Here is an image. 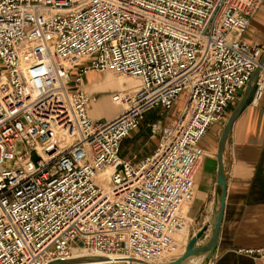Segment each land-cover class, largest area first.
I'll list each match as a JSON object with an SVG mask.
<instances>
[{
  "label": "built area",
  "instance_id": "built-area-1",
  "mask_svg": "<svg viewBox=\"0 0 264 264\" xmlns=\"http://www.w3.org/2000/svg\"><path fill=\"white\" fill-rule=\"evenodd\" d=\"M263 2L0 0V264H67L74 250L160 264L192 220L202 139L257 69L251 105L264 96V46L243 39ZM106 71L141 84L95 120L83 81ZM181 101L147 125L150 156L122 159L150 111ZM237 253L264 264V246Z\"/></svg>",
  "mask_w": 264,
  "mask_h": 264
},
{
  "label": "crops",
  "instance_id": "crops-1",
  "mask_svg": "<svg viewBox=\"0 0 264 264\" xmlns=\"http://www.w3.org/2000/svg\"><path fill=\"white\" fill-rule=\"evenodd\" d=\"M243 39L264 46V2L252 17ZM139 86V81L114 71L89 73L83 81L84 91L91 96ZM252 95L253 92L225 144V209L219 240L208 264H259L255 258L239 254L237 250L264 246V96L258 106H252ZM239 101L240 98L229 107L226 117ZM99 103L97 99L88 108L92 119L106 121L126 108L124 103L114 111L100 110ZM222 130L211 126L200 144L206 157L195 176V196L190 217L194 221L199 218L202 225L212 222L217 208V151ZM182 231V236L186 235L185 227ZM175 235H171L168 243L177 240ZM203 260H198L196 264H201Z\"/></svg>",
  "mask_w": 264,
  "mask_h": 264
},
{
  "label": "rangeland",
  "instance_id": "rangeland-1",
  "mask_svg": "<svg viewBox=\"0 0 264 264\" xmlns=\"http://www.w3.org/2000/svg\"><path fill=\"white\" fill-rule=\"evenodd\" d=\"M109 94L110 93L98 94V96L96 97L100 102L99 103V109L100 110L105 109L107 111L108 110L114 111V110L118 109V107L120 105L121 106L123 105L121 103L113 102L112 98ZM181 104H182V101L179 103L178 107L176 109H174L173 112L172 111H166L162 108H158V109L150 111L147 114V116H146L144 122L142 123L141 127L135 133H132L130 135V137L127 138V140H125V142L123 143L122 153H121L122 159L127 160V161H131L133 163H138V162L144 160L146 157L150 156L153 153V151L155 150L158 141L155 139H152L150 137L149 131L147 129V125L151 121H153L155 119H159V118L161 120H163L164 123H169V122L173 121L174 117L176 118V116L178 115ZM232 109H231V111H233ZM231 113L228 112L229 115H228V117H226V119L223 122H221L219 124H215L213 126H217L222 130ZM8 166H11V163H8ZM206 225L207 224L202 225L199 218L196 221L191 220L190 223L185 227L186 235L180 237L179 239L177 238V240L173 243L171 242V243L167 244L168 247L166 248L165 253L162 255V259H161L160 264H168V263L176 260L177 258L181 257L183 251H186L191 240L196 235L200 234V232L202 231V229ZM209 232H208V234H209ZM175 233L176 232H174L173 234H175ZM173 234H171V235H173ZM86 252L90 253L89 251H86ZM197 256H194L192 258L191 262H189L188 264H196L198 262V260L205 258L204 257L205 254H204V256L203 255L199 256V257H197Z\"/></svg>",
  "mask_w": 264,
  "mask_h": 264
},
{
  "label": "water",
  "instance_id": "water-1",
  "mask_svg": "<svg viewBox=\"0 0 264 264\" xmlns=\"http://www.w3.org/2000/svg\"><path fill=\"white\" fill-rule=\"evenodd\" d=\"M261 65H264V56L261 60ZM260 74V69H257L253 74L250 83L248 84L245 91L239 93L240 101L238 102L237 106L229 116L223 131L221 133V137L218 144V151H217V160H218V173H217V208L211 223L207 224L200 234L196 235L191 242L189 243L186 251L184 254L179 257L178 259L168 263V264H183L188 258L192 256L207 255L208 262L212 259L218 240H219V232L223 220V214L225 209V195H226V176H225V167L223 161V154L225 144L227 142V138L231 132V129L243 111L244 107L246 106L253 90L256 85ZM211 227V231H210ZM210 231V232H209ZM209 232V234H208ZM207 262V264H208ZM100 264L99 262L96 263H88V264ZM72 264V263H67ZM103 264V263H101Z\"/></svg>",
  "mask_w": 264,
  "mask_h": 264
},
{
  "label": "bare ground",
  "instance_id": "bare-ground-1",
  "mask_svg": "<svg viewBox=\"0 0 264 264\" xmlns=\"http://www.w3.org/2000/svg\"><path fill=\"white\" fill-rule=\"evenodd\" d=\"M121 74V73H120ZM123 75H126V74H123ZM126 76H128V75H126ZM128 77H130V76H128ZM130 78H132V79H134V80H137V81H139L140 82V80L139 79H137V78H133V77H130ZM140 84H141V82H140ZM140 87V86H139ZM138 87V88H139ZM138 88H136V89H129L130 91H134V90H137ZM119 91H125V90H119ZM123 112V111H122ZM121 113V112H120ZM119 113V114H120ZM118 114V115H119ZM118 115H116V116H118ZM116 116H114L113 118H115ZM113 118H111V119H109V120H112ZM108 174H109V172L107 173V174H102L101 175V180L103 181V182H105V181H107L108 180ZM210 231H211V228H210ZM176 235H175V238L177 239H179L180 237H182V235H183V231H182V229H180V230H177L176 231V233H175ZM184 254V253H183ZM182 254V255H183ZM194 256H192V257H190V258H188L186 261H184V263L183 264H188L189 262H191V260H192V258H193ZM115 260V258H113V257H104V256H102V255H91L90 253H87L85 250H74V252H73V256H72V259H71V261L69 262V263H72V264H88V263H96V262H99L100 264L101 263H103V264H122V263H119V262H116V261H114ZM207 262H208V260H207V255H206V257L204 258V260L201 262V264H207ZM98 264V263H97Z\"/></svg>",
  "mask_w": 264,
  "mask_h": 264
}]
</instances>
